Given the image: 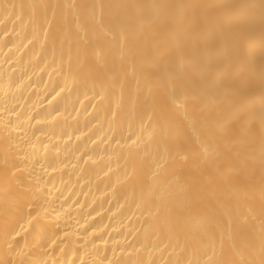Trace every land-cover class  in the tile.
<instances>
[{
  "label": "bare ground",
  "instance_id": "6f19581e",
  "mask_svg": "<svg viewBox=\"0 0 264 264\" xmlns=\"http://www.w3.org/2000/svg\"><path fill=\"white\" fill-rule=\"evenodd\" d=\"M0 264H264V0H0Z\"/></svg>",
  "mask_w": 264,
  "mask_h": 264
}]
</instances>
